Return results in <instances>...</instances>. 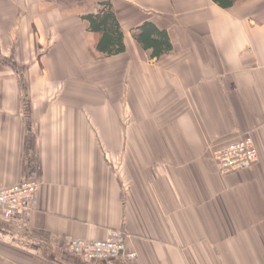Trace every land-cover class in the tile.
Segmentation results:
<instances>
[{"label":"crops","instance_id":"crops-1","mask_svg":"<svg viewBox=\"0 0 264 264\" xmlns=\"http://www.w3.org/2000/svg\"><path fill=\"white\" fill-rule=\"evenodd\" d=\"M103 1L110 58L80 19ZM145 21L172 42L158 60ZM246 135L257 161L221 175L213 150ZM28 180L0 264H264V0H0V186ZM116 229L133 260L69 253Z\"/></svg>","mask_w":264,"mask_h":264},{"label":"built area","instance_id":"built-area-1","mask_svg":"<svg viewBox=\"0 0 264 264\" xmlns=\"http://www.w3.org/2000/svg\"><path fill=\"white\" fill-rule=\"evenodd\" d=\"M216 169L221 175L251 167L258 158L254 141L250 136L216 147L212 152ZM36 180L0 186V216L9 218L13 214L29 208L36 195ZM69 253L94 261L106 260L125 255L129 260L135 253L126 249L125 235L120 230H108L105 239H73L68 245Z\"/></svg>","mask_w":264,"mask_h":264},{"label":"trees","instance_id":"trees-1","mask_svg":"<svg viewBox=\"0 0 264 264\" xmlns=\"http://www.w3.org/2000/svg\"><path fill=\"white\" fill-rule=\"evenodd\" d=\"M217 6L227 9L236 0H212ZM93 12L80 15L87 23V31L93 34V48L102 57L110 58L125 52L122 27L110 1L98 4ZM134 40L148 54L149 59H160L173 50L172 42L166 30L159 28L154 22L145 21L135 30Z\"/></svg>","mask_w":264,"mask_h":264},{"label":"rangeland","instance_id":"rangeland-1","mask_svg":"<svg viewBox=\"0 0 264 264\" xmlns=\"http://www.w3.org/2000/svg\"><path fill=\"white\" fill-rule=\"evenodd\" d=\"M104 58H105V57H104ZM104 58H103V59H104Z\"/></svg>","mask_w":264,"mask_h":264}]
</instances>
